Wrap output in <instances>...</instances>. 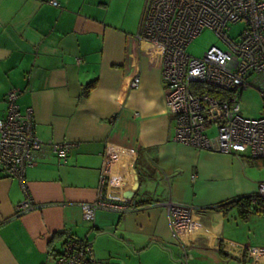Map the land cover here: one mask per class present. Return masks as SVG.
Masks as SVG:
<instances>
[{"label": "crops", "instance_id": "obj_1", "mask_svg": "<svg viewBox=\"0 0 264 264\" xmlns=\"http://www.w3.org/2000/svg\"><path fill=\"white\" fill-rule=\"evenodd\" d=\"M50 1L0 0V119L7 94L21 91L17 103L33 109L37 137L72 145L62 166L48 148L34 156L25 182L35 211L15 217L19 183L0 174V264H49L67 237L93 244L102 264H189L194 254L258 264L227 235L217 206L256 194L260 172L173 140L161 50L137 37L142 1L128 0L124 13L119 0ZM102 173L105 196L130 210L98 211L86 223L81 205L95 201ZM168 203L196 208L199 226L184 251L171 235Z\"/></svg>", "mask_w": 264, "mask_h": 264}, {"label": "built area", "instance_id": "obj_2", "mask_svg": "<svg viewBox=\"0 0 264 264\" xmlns=\"http://www.w3.org/2000/svg\"><path fill=\"white\" fill-rule=\"evenodd\" d=\"M50 4L58 6L56 0ZM237 23L245 26L236 41L226 32ZM205 29L213 31L224 48L211 46L202 58L191 57L187 47ZM137 37L161 50L164 103L174 117L175 142L264 161V110L261 118L246 119L240 115L238 102L242 92L254 86L264 103V0H146ZM137 86L138 79H134L130 87ZM205 88L218 93L209 95ZM21 95L15 90L7 94L6 114L0 119V174L17 180L22 193L15 217L39 208L25 182L34 156L48 148L62 166L72 147L68 143H44L37 137L33 109L21 110L17 103ZM105 183L106 174L102 173L95 201L81 205L84 222L92 223L98 211L124 214L130 210L127 203L105 196ZM256 195L264 200V183ZM256 203L257 199L253 201ZM195 210L190 205L167 204L171 235L183 251L185 236L199 226L193 221ZM243 252L247 259L264 264V248L245 247ZM49 264L102 263L95 259L87 240L67 237Z\"/></svg>", "mask_w": 264, "mask_h": 264}, {"label": "rangeland", "instance_id": "obj_3", "mask_svg": "<svg viewBox=\"0 0 264 264\" xmlns=\"http://www.w3.org/2000/svg\"><path fill=\"white\" fill-rule=\"evenodd\" d=\"M142 6L140 15L143 13L146 0H141ZM122 8V13L127 11L128 0H119L118 7ZM244 23H237L229 26L227 35L231 40H238L240 33L244 29ZM211 46H215L223 49L219 38L216 34L209 30H203L187 47V53L194 58H202L204 52ZM239 105L241 108L240 115L246 119H259L263 115L264 103L260 96L259 90L250 86L244 90L239 97ZM245 160V159H244ZM260 172L261 183H264V166L260 169L254 167ZM235 212V211H234ZM225 230L230 239L236 243H239L248 247H261L264 248V216L261 214H253L250 216L248 222L241 221L235 213L228 214L225 221ZM93 246V244H92ZM95 246V244H94ZM95 249V247H94ZM184 263L183 259L181 264ZM189 264H240L235 260L225 261L218 257V255H203L197 256L194 254V259L189 261Z\"/></svg>", "mask_w": 264, "mask_h": 264}, {"label": "trees", "instance_id": "obj_4", "mask_svg": "<svg viewBox=\"0 0 264 264\" xmlns=\"http://www.w3.org/2000/svg\"><path fill=\"white\" fill-rule=\"evenodd\" d=\"M53 7H55V6H53ZM140 30H141V23H140V27H139V31ZM95 86H96L95 81L90 82V83L86 84L85 86H83L81 98L87 97L88 94L95 88ZM204 92L209 94V95H212V96H215V94L218 93L217 91L212 90L210 88H205ZM223 96H226V95H223ZM240 159L245 161V162L250 163L251 165H253L254 167H256L258 169H260L261 167L264 166L263 160L250 159L247 156H241ZM255 199H257V203L253 204V201ZM263 203H264V200H261V198H257V195L254 194V195L247 196V197H241V198L234 200V201H231V202L220 204L217 206V210L223 212L225 217H227L228 214H230L231 212L235 211L237 217L241 221L246 222L250 218V216L253 214H263V211H264L263 205H262ZM219 254H221V253L219 252Z\"/></svg>", "mask_w": 264, "mask_h": 264}]
</instances>
